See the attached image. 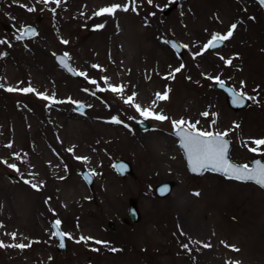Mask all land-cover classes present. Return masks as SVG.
<instances>
[{"label":"rangeland","instance_id":"374dc122","mask_svg":"<svg viewBox=\"0 0 264 264\" xmlns=\"http://www.w3.org/2000/svg\"><path fill=\"white\" fill-rule=\"evenodd\" d=\"M128 2L62 0L57 6L0 0V40L7 41L0 44V242L5 245L0 264H264V191L214 172L191 175L172 133V121L181 119L198 122L199 130L227 131L231 161L249 166L255 158L264 162V146L249 151L256 147L252 141L264 139V9L252 0H137L136 12L93 14ZM7 23L36 25L38 36L19 41L3 30ZM110 23L115 33H94L106 31ZM235 23L222 48L204 51L213 34L224 35ZM128 25L134 28L128 31ZM167 38L184 46L182 54L168 47ZM95 42H102L101 48ZM55 53H68L87 79L59 69ZM217 76L256 100L231 110L209 79ZM103 77L124 92H100L88 82L95 79L107 89ZM29 86L36 91L5 90ZM166 90L168 99L156 100ZM37 93L62 103L45 101ZM133 94V104L169 119H144L124 103ZM76 103L88 111L75 113ZM113 117L122 123H112ZM141 121L148 125L144 131L137 128ZM24 132L29 138L24 139ZM119 159L131 165L132 174L121 177L115 171ZM84 169L93 176L92 188L80 175ZM165 181L174 185L159 198L154 186ZM72 182L80 194L68 202L65 194ZM33 184L42 187L36 190ZM130 198L140 212L136 223L127 214ZM24 201L28 222L13 231V212ZM56 219L71 236L61 251L50 227ZM81 236L92 239L77 243ZM15 244L31 246H8Z\"/></svg>","mask_w":264,"mask_h":264},{"label":"snow or ice","instance_id":"6c2138e0","mask_svg":"<svg viewBox=\"0 0 264 264\" xmlns=\"http://www.w3.org/2000/svg\"><path fill=\"white\" fill-rule=\"evenodd\" d=\"M38 3H42L44 5H47L49 3H55L57 6H59L62 2V0H37ZM149 4L153 3V0H147ZM262 3H264V0H262ZM137 0H129L126 4H112L110 6H106L104 8L99 9L94 13L95 16H114L118 11H137ZM21 7H25L24 5H21ZM34 8H27V11L32 12L34 11ZM55 11V9H53ZM152 15H155L154 13ZM104 25H97L95 26L96 29L103 28ZM237 25L232 24L230 26L229 31L224 34H213L211 39L203 45L204 51H207L212 48H216L220 43L229 40L232 35L233 31L236 29ZM38 33L36 29L34 28H27L23 32H21L20 35L16 37L17 40H20L23 36L27 35L30 37L36 36ZM7 41L0 40V44H6ZM62 43L67 44L68 41H62ZM10 46V45H9ZM173 48H176L177 45L173 44ZM187 47V46H185ZM196 56L202 55V52L195 53ZM221 59H224L221 57ZM69 56L68 53H64L63 57L60 59L59 63L69 72H72L73 69L69 67L68 64ZM227 64L231 65L232 61L227 60ZM93 68H98L97 65H92ZM184 66L181 65L180 67L175 69V72L178 73L181 71V69ZM76 75L84 76L87 79L86 73L84 72H78L75 73ZM105 84H108V78L103 77L102 78ZM209 79H214L215 82L221 87H224V81L220 79L219 76L212 78L209 77ZM88 82L90 84L96 85L97 91L103 92L105 90H110L113 93L122 94L124 92V87L121 85H110L108 84V88L105 89L103 87H100L98 82L95 79H89ZM243 83V82H242ZM0 88H4L3 84H0ZM8 92H15V91H21L25 94L27 93H34L36 90L32 87H26L19 89L17 87H7L5 89ZM87 91V89H85ZM231 91V90H230ZM95 95V93H92ZM39 98L45 100V101H51L52 103H62V101H56L54 96H48L42 93H37ZM135 99V94L128 96L125 100V104L132 105L135 110L139 113L140 116L144 117V119L152 118L157 121H166L169 118L163 114L156 113L152 110V108H142L139 104H133V101ZM168 99V93L167 90L161 94H156V100L158 101H164ZM246 100H252L255 101L256 97L254 96H247L243 92H236L232 91V103L236 106H243L244 102ZM155 104V101L153 102ZM203 116L208 117L209 113L204 112L202 113ZM112 123L121 124L122 121L119 120L116 117L112 118ZM197 123H190L183 119L179 121H172V126L176 130L175 135L179 137L181 147L185 150L189 164L191 166V170L193 172H199L201 170H208L211 169L213 171H218L223 173L226 177L230 179H234L237 181H251L259 185L260 187H264V163H261V161L256 160L255 161V167H250L248 164L243 165H237L231 161V158L229 156V141L225 138L228 135V132L225 131L223 133L217 132L213 133L211 131H203L199 130L197 128ZM215 123V121H213ZM127 126V125H125ZM235 127H239V125H236ZM256 147L250 148L249 151L251 152H257V150L260 148V146H264V139H257L252 141ZM7 147H11V144L7 145ZM69 152L72 151V149H68ZM78 160H84L87 161V157H76ZM6 163V162H5ZM9 168L16 169L15 164H8ZM18 170V169H17ZM85 179H88V176H85ZM25 183H29V181H25ZM33 188L36 190H39L41 186H38L36 184L32 185ZM60 225L61 221L59 219H56L53 223V228L55 229L52 233L54 237L59 238L60 240V247H64V239L65 237L71 239V236L68 233L60 231ZM183 234V233H181ZM12 237L15 239L16 234L12 233ZM91 237H80V240L77 241V243L81 241H89L91 240ZM96 244H105L104 241H94ZM223 243V242H222ZM5 245L0 242V247H4ZM9 247H17L20 249H24L25 247H30L31 245H25V244H15V245H8ZM226 247H229L228 245H225ZM185 249L188 248V245H183ZM204 247H210L208 244H204ZM95 250V249H94ZM232 250L238 251V249L233 248ZM112 251H117V249H112Z\"/></svg>","mask_w":264,"mask_h":264},{"label":"water","instance_id":"95a60500","mask_svg":"<svg viewBox=\"0 0 264 264\" xmlns=\"http://www.w3.org/2000/svg\"><path fill=\"white\" fill-rule=\"evenodd\" d=\"M256 1H258L261 5L264 6V3H262V0H256ZM3 28H4V30H9V31H11L12 33H14V34L16 35V37H17L18 35H20L21 32H23V31H24L25 29H27V28H34V29H36V31L38 32V29H37L35 26H25L21 32L17 31L12 25H9V24H4V25H3ZM34 37H35V36H34ZM29 38H32V37L25 35V36H23L20 40H22V39H29ZM167 43L169 44V46H170L171 48H173V46H172L173 44L177 45V47H176V48H173V49H174L178 54H180V53L182 52V46L179 45L175 40H173V39H168V40H167ZM223 45H224V42L220 43L216 48H212V49H209V50H214V49L221 48ZM62 57H63V54H59V53H58V54H55V55H54V60H55V62L57 63V65H58L61 69H63L66 73H68L69 75H71L72 77L77 78L79 75H76V74H75V73H77V72L73 69V67L71 66L69 60H68V64H69V67H71V68L73 69L72 72H69L68 70H66V69H65V68L59 63V61H60V59H61ZM216 88H217V89H220L221 91H223V92L226 94L227 104H228L229 107H231L232 109H234V110H239V109H242V108H245V107L248 106V104H249L248 100H246V101L244 102V105H243V106H236V105H233V103H232V91H235V90H234L232 87L227 86L225 83H224V87H223V88H221L218 84L216 85ZM230 90H231V91H230ZM74 110H75V112H77V113H83V112H85V111L87 110V107H85V106H84L83 104H81V103H78V104L75 105ZM139 128H141V129H145L146 126L143 125V124H139ZM175 131H176V130H174V132H173L174 135H175ZM175 137H176V138L178 139V141H179V148H180V150H181V152H182V155H183V158H184V161H185V164H186L187 170H188L192 175H194V176H201L205 171H212V172H216V173H219V174H222L223 176H225L223 173L218 172V171H213V170H211V169H208V170H201V171H199V172H193V171L191 170V166H190V164H189L187 154H186L185 150L181 147L179 137H177L176 135H175ZM229 150H230V142H229ZM256 160H259V161H261V163H264L260 158H255V159L252 160V162H251V166H250V167H255V161H256ZM237 165H238V164H237ZM114 167H115V170H116L121 176H123V177H124L127 173L132 174V170H131V166H130V164H129L128 162L124 161V160H118V161H116V162L114 163ZM81 176H82V178L85 180V182L87 183V185L91 188V187H92V184H93V177L91 176V174H90L87 170H83V171L81 172ZM85 176H88V179H85ZM225 177H226V176H225ZM226 178H228V177H226ZM10 179H14V178H13V177H12V178L10 177ZM243 182H251V181H243ZM253 183H254V182H253ZM255 184H256V183H255ZM173 185H174V182H172V181H166V182H162V183L156 185V186L154 187V191H155L156 196H158V197H162V198H163V197H166V196L170 193V191H171ZM258 186H259V185H258ZM261 188L264 190V187H261ZM127 212H128V215H129V217H130V219H131L132 222L136 223V222L139 221V219H140V214H139V211H138V209H137V203H136V200H135V199H133V198H130V199H129ZM53 223H54V222H51V223H50V226H51V228H52L53 231H54L55 229L53 228ZM109 227H110V228H113V226H112L111 224H109ZM60 231H61V230H60ZM56 239L59 241V244H58V246H57V250L60 251V250H62V249H65V239H64V241H63V242H64V247H60V246H59V245H60V240H59V238H57V237H56Z\"/></svg>","mask_w":264,"mask_h":264},{"label":"bare ground","instance_id":"6f19581e","mask_svg":"<svg viewBox=\"0 0 264 264\" xmlns=\"http://www.w3.org/2000/svg\"><path fill=\"white\" fill-rule=\"evenodd\" d=\"M167 0H164V2H166ZM96 11H98V10H96ZM95 12H93V14H94ZM236 23L238 24V25H242V22L241 21H239V20H236ZM235 23V24H236ZM134 27H132V26H126V29L128 30V31H131L132 29H133ZM98 30H95L94 31V33H96V34H99V33H104V34H111V33H115L116 31H117V28H116V26H114L112 23H110L109 25H108V27H107V29H106V31H98ZM127 31V32H128ZM129 33V32H128ZM103 40L102 41H104L105 42V37H103L102 38ZM102 43V42H101ZM101 43L100 42H95V44L97 45H100V48H101ZM25 137L26 138H29L28 137V134H26V132H24V139H25ZM153 144H154V147H153V149L156 151V152H158L159 151V145L156 143V142H154L153 141ZM155 152V153H156ZM67 186H70V191H67L66 192V194H65V199L68 201V202H75L76 201V197L77 196H79V190H78V188L76 187V185H75V182H72V183H69ZM19 208V209H18ZM18 208H16L17 210H15L14 212H13V217H14V221H15V225H14V227H12L11 228V230H13V231H15L17 228H20V227H22L23 225H26L27 224V222H28V220H26V218H27V203H26V201H24V203H22V204H18ZM11 217H12V215H11ZM10 230V229H9Z\"/></svg>","mask_w":264,"mask_h":264}]
</instances>
